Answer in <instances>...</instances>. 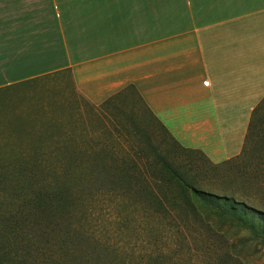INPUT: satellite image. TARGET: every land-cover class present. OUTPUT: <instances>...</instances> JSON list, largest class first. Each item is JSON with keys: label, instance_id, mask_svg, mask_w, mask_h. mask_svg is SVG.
<instances>
[{"label": "crops", "instance_id": "obj_1", "mask_svg": "<svg viewBox=\"0 0 264 264\" xmlns=\"http://www.w3.org/2000/svg\"><path fill=\"white\" fill-rule=\"evenodd\" d=\"M132 96L211 165L241 159L264 112V0H0V164L103 155Z\"/></svg>", "mask_w": 264, "mask_h": 264}, {"label": "rangeland", "instance_id": "obj_2", "mask_svg": "<svg viewBox=\"0 0 264 264\" xmlns=\"http://www.w3.org/2000/svg\"><path fill=\"white\" fill-rule=\"evenodd\" d=\"M101 139L106 142L100 147L110 156L137 158L134 152H125L128 144L121 143L120 138L109 134ZM144 143L138 136L132 146L141 145L144 150ZM150 143L156 148L154 154L142 153L149 155L147 160L158 164L157 155L173 160L186 182L232 202H227V211H241L238 204L247 209H242L239 219L207 208L194 212L177 184L158 186L159 191L151 193L156 199L134 184L129 192L71 191L68 195L78 197L71 207L73 212L69 208L57 218L46 217L36 207L53 196L60 184L53 182L58 180L56 176L46 175L57 171L51 169L54 164L44 161L46 174L42 177L5 178L7 189L0 192V264H264V241L240 225L245 222L248 228L264 230V112L253 122L241 159L219 172H212L194 154L172 155L162 135L152 136ZM159 169L156 166L152 172ZM126 179L119 177L120 185ZM38 180L54 188L38 193L39 189H49L40 186ZM152 187L150 183L144 186ZM230 192H235L233 198Z\"/></svg>", "mask_w": 264, "mask_h": 264}, {"label": "trees", "instance_id": "obj_3", "mask_svg": "<svg viewBox=\"0 0 264 264\" xmlns=\"http://www.w3.org/2000/svg\"><path fill=\"white\" fill-rule=\"evenodd\" d=\"M126 91L131 93L132 89L130 88ZM134 96L131 98L135 99L139 105H137V109L132 106V108L130 107L131 110L129 113H125L121 111L122 109L118 110L113 107L112 112L109 113V117L114 122H109V125L113 134L120 137L121 141L128 144V150L124 148L125 152L129 154L134 152L137 155V158H133L134 156L130 157L129 155L118 157L116 154H111L110 156L105 152L107 151L105 148L101 150L102 153H104L103 155H101V152L95 155L94 150H92L90 157L82 158V155L78 153V150L80 151L78 145L52 150L44 154L19 158L17 160L0 164V185H2L0 186V192H5L7 189L4 190V186L7 185L6 182L8 183L5 178H39L44 176V174H46L44 171L46 167L41 162L45 161L52 162L54 165H51L53 167L51 169L57 170L54 173H48L46 175L56 176L58 180H53V182H55V184H60V186L57 188L55 187L56 193L54 192V195L51 196L53 197L52 200L50 199L51 197L49 199L47 197L44 198L45 200H41L38 203L36 208L42 216L48 217L53 215L57 218L61 215V212H63L64 209L69 208V212H73L71 207L75 205L78 197L72 198L71 195H68L71 191H78L79 193L88 191V193L98 194L118 193L120 190H126L125 192H129L134 184H139V186H142L140 187V192L147 191L149 192L148 194L150 197H155L154 199H156V196L151 193L153 190L159 191L158 186L169 188L170 186L177 184L178 187L181 188L179 191H181L182 197L184 196L192 211L196 212L198 209L207 208L214 212L220 211L219 213L224 211L221 214H225L226 216L229 215L228 217L233 219H239L238 217L241 216H239V214L242 212V209H247L243 204H238L242 207L241 211L239 209L234 210V208L227 211L226 204L228 200L226 198L220 200L216 195L199 190L193 182H186L183 178V174L180 173L181 170H178L177 167H175V161L173 162V160L169 159L165 160L157 155L155 160L158 162V165L152 163L151 160H147L150 158L149 155L143 154L145 151L154 154L156 147L150 143V140H152V136L158 138L162 135L170 146V151L173 152L172 155L176 156L175 152H178L185 155L194 154L199 156L212 172L222 171L224 167L229 166L233 162H228L220 166H213L200 152L182 148L148 112L141 103L140 98ZM115 99L116 98L112 99V101ZM109 103H111V101L106 103V106H109ZM258 115L259 114H254V118ZM252 129L253 126L250 127L247 144L252 134ZM110 134L113 136L112 133ZM138 136L142 138L143 142H145L144 150H142L143 148H141V145L140 147L132 146L135 138H138ZM156 166L160 169L158 172H152ZM119 177L127 178L126 181L124 180L123 184H121L122 186L119 183ZM149 178L151 181H149ZM38 183L39 185L41 184L39 180ZM147 183H150L151 186L153 184L157 189H155V187H152V190L151 188H144ZM40 186H49V189H43V191L39 189L37 191L38 193L49 192V190L54 188V186H51V183H43ZM234 193L235 192L230 194V197L233 198ZM157 200L159 201L160 198ZM47 201L48 203H46ZM158 201L154 200V202ZM230 203L232 202H228V205H231ZM163 213L167 214L166 212ZM165 214H163V216H165ZM240 225L244 230L246 229L255 236V239L256 236H259L261 238L260 240L264 241V230L262 228L258 229L257 226H251L248 228L245 226V222ZM70 232L73 233V230L70 229Z\"/></svg>", "mask_w": 264, "mask_h": 264}]
</instances>
